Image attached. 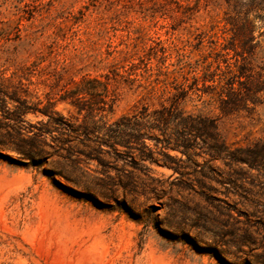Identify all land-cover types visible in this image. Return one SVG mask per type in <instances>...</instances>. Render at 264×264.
<instances>
[{"label": "rangeland", "instance_id": "obj_1", "mask_svg": "<svg viewBox=\"0 0 264 264\" xmlns=\"http://www.w3.org/2000/svg\"><path fill=\"white\" fill-rule=\"evenodd\" d=\"M237 1L0 0V264H264V0ZM84 78L118 94L93 122L61 101ZM175 88L200 89L182 107L214 121L221 153L162 151L159 132L99 147ZM45 108L60 125L30 158L10 149ZM250 151L259 164L236 161Z\"/></svg>", "mask_w": 264, "mask_h": 264}, {"label": "trees", "instance_id": "obj_2", "mask_svg": "<svg viewBox=\"0 0 264 264\" xmlns=\"http://www.w3.org/2000/svg\"><path fill=\"white\" fill-rule=\"evenodd\" d=\"M250 1L251 3H245V6L253 7L256 0ZM237 2L239 3L240 0ZM245 22H248V27L252 28V24L249 23L248 19ZM247 31L249 33L242 32L245 37V42L243 44L246 45L254 40L250 30H246V32ZM85 84L91 87H87ZM95 84L100 85L103 83L98 79L84 78L83 83L78 84L75 90H71L61 98V101L69 102L79 114L86 113L85 118L91 120V122L97 117L96 113L99 110L112 113L118 101V94L115 90L110 91L109 88H104L103 93L99 94L96 88L92 87ZM175 90L176 92L169 99L170 102L168 105L162 104L160 108L153 110L150 109V106L143 105L141 108H137L133 114L123 116L113 127L106 131V134L103 135L101 141L98 143L99 147L102 150L106 148L112 150H116L117 148L133 149L132 144L135 141L151 137V134L154 132H159L160 135L164 137L162 151L174 150L188 157L189 152L195 147L193 142L201 138L203 140H213L215 144L211 146V149L217 154L221 153L223 148L217 138L218 128L214 121L201 114L189 113L182 107V102L191 98V94L198 95L200 89L175 88ZM9 99L14 103H20L16 97H10ZM100 103L103 104V107L97 108V105ZM28 113L29 110L18 112L21 116ZM40 113L49 118L47 123H43L46 129L38 133L34 132L32 136L15 142L12 144V147L8 146L11 147L10 149L18 152L24 157L30 158L33 150H37L40 147L45 134L51 133L52 130L48 128V126H50L49 124H53L54 126L60 125L52 116V113L48 111V108L41 110ZM8 119L14 120V114H10V118ZM86 125L87 123L80 127L86 130ZM171 126L177 128L175 130V138L170 137L168 134V129ZM54 128L56 129V127ZM70 131L76 133L78 129L70 128ZM249 153L247 157L243 159L237 158L236 161L240 163L259 164L262 154H260L259 151H250ZM143 158L146 161L160 165L158 160H153V158L148 155H144ZM172 169L174 172L179 171V168Z\"/></svg>", "mask_w": 264, "mask_h": 264}]
</instances>
